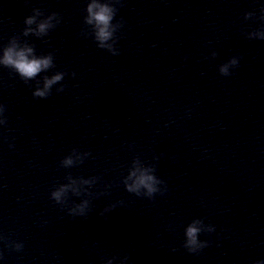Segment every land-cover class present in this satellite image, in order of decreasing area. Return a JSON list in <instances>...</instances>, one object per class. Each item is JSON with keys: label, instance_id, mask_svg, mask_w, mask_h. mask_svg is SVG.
<instances>
[{"label": "water", "instance_id": "obj_1", "mask_svg": "<svg viewBox=\"0 0 264 264\" xmlns=\"http://www.w3.org/2000/svg\"><path fill=\"white\" fill-rule=\"evenodd\" d=\"M89 2L0 0V54L19 36L38 56L53 53L55 67L37 80L65 73L39 99L36 80L0 66V264L264 260V40L247 37L264 28V0H119L117 55L81 34L91 32ZM33 9L39 19L58 13L60 23L42 38L24 37ZM233 56L238 65L222 76L219 66ZM73 149L90 155L62 167ZM136 157L156 166L163 195L126 191ZM69 175L99 179L91 197L69 193L62 206L51 192ZM83 199L87 217L69 215ZM108 205L116 208L105 219ZM194 219L215 230L201 232L208 246L189 253L184 232Z\"/></svg>", "mask_w": 264, "mask_h": 264}, {"label": "clouds", "instance_id": "obj_2", "mask_svg": "<svg viewBox=\"0 0 264 264\" xmlns=\"http://www.w3.org/2000/svg\"><path fill=\"white\" fill-rule=\"evenodd\" d=\"M119 0H90L85 9L87 15L84 18V24L90 26L91 32L84 31L81 34L87 36L91 34L97 44V47L104 49L112 55L118 54V49L115 47L118 37L117 31L123 26L122 21L113 23V19L117 13L116 4ZM261 20H264V8L261 9ZM44 14L40 9H33V14L25 18L24 24L26 27L23 30L22 35L27 37L34 35L38 38L47 36L49 31L52 30L60 23V17L58 13L53 12L51 15L43 17ZM254 13H245V19H251ZM35 25V27H33ZM249 39L264 40V28L260 30H254L247 33ZM217 56L216 52L212 53V57ZM239 58L233 56L226 63L219 66V73L222 76L230 75V69L238 65ZM0 66L11 69L18 74L21 80L25 83L36 80V86L32 95L34 98L47 99L52 94V88L54 85L60 84L64 79L65 73L58 71L51 76H43L42 81L36 78L42 73L55 67L53 53L46 55H37L35 47L30 45L27 41L21 43L19 36H13L7 46L2 49L0 54ZM73 76L75 73L72 74ZM56 91L63 92L64 85H61ZM6 106L0 104V125H6L7 117L4 116ZM90 155V153L81 154L77 149H73L72 153L66 156L61 161V166L64 168H70L78 163L83 162V158ZM163 153L155 156V160L161 159ZM155 165H145L139 157H136L129 168L128 175L124 177L122 183L127 192L133 193L136 196H145L152 199L157 193L163 195L167 191V186L164 180L160 179L156 174ZM68 183L60 184L55 190L51 192V199L57 204L67 206L68 194L71 193L74 196H86L91 197L93 193L89 191V188L99 179L98 177L92 178H73L71 175L67 176ZM80 185H87L88 187L81 191ZM164 185V188L160 186ZM90 200L83 199L78 204H73L68 208L69 215L72 217L82 216L87 217ZM116 208V205H108L99 213L105 219L108 218L107 213H110ZM214 226L205 225L202 219H194L185 228V241L183 247L187 249L189 253H198L201 249L208 246V241H201L198 239L201 232H213ZM15 250L19 251L23 245L21 243H15L12 245ZM116 257H112L107 260L106 264H113ZM128 257L125 256L121 261V264H125ZM255 264H264V260H258Z\"/></svg>", "mask_w": 264, "mask_h": 264}]
</instances>
